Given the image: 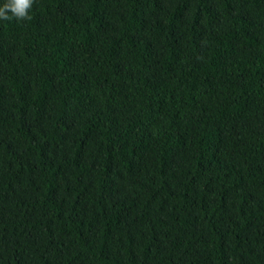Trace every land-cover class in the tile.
Masks as SVG:
<instances>
[{"label": "trees", "instance_id": "16d2710c", "mask_svg": "<svg viewBox=\"0 0 264 264\" xmlns=\"http://www.w3.org/2000/svg\"><path fill=\"white\" fill-rule=\"evenodd\" d=\"M0 264H264V0L0 20Z\"/></svg>", "mask_w": 264, "mask_h": 264}, {"label": "clouds", "instance_id": "9594fccd", "mask_svg": "<svg viewBox=\"0 0 264 264\" xmlns=\"http://www.w3.org/2000/svg\"><path fill=\"white\" fill-rule=\"evenodd\" d=\"M32 4L33 0H0V20L27 18Z\"/></svg>", "mask_w": 264, "mask_h": 264}]
</instances>
